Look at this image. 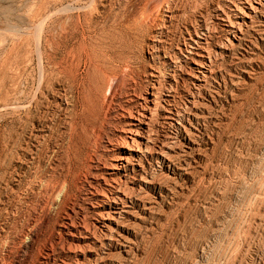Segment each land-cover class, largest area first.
Returning <instances> with one entry per match:
<instances>
[{"label": "rangeland", "instance_id": "rangeland-1", "mask_svg": "<svg viewBox=\"0 0 264 264\" xmlns=\"http://www.w3.org/2000/svg\"><path fill=\"white\" fill-rule=\"evenodd\" d=\"M228 1L168 0L165 6L176 9L178 17L163 30L158 1L153 2V20H144L151 0H0V264H60L61 245L54 241L50 256L44 246L51 244L52 234L60 236L58 225L70 213L92 221L85 197L88 163L121 127L118 111H137L139 99L154 83L162 103L172 94L171 110L188 111L193 86L182 79L180 69L174 74L166 60L179 62L188 30L211 20L218 24L211 47L218 50L229 35L216 14L219 7L228 9ZM231 19L236 20L235 12ZM114 75L120 87L113 96L109 82L117 83ZM171 79L179 86L171 88ZM207 84L197 107L211 118L190 117L182 135L167 118L166 104L154 113L159 140L176 145L174 174L148 155L144 166L155 183L139 193L143 197L136 194L138 205L121 229L133 253L112 248L101 264H264L260 34L250 30L241 46L219 57L217 75ZM180 137L194 141L191 152ZM131 171L123 172L125 191L133 186ZM65 174L77 183L76 197L52 207ZM143 200L147 207L152 202L153 209L144 210ZM48 214H53L49 221Z\"/></svg>", "mask_w": 264, "mask_h": 264}, {"label": "bare ground", "instance_id": "bare-ground-1", "mask_svg": "<svg viewBox=\"0 0 264 264\" xmlns=\"http://www.w3.org/2000/svg\"><path fill=\"white\" fill-rule=\"evenodd\" d=\"M154 1H158L159 6L161 7L160 17L157 16L158 14L156 15L157 17H159L160 27L163 28V30H164L165 28L172 26L178 17V11H176V9H174L172 7H169L168 5L165 6L166 3L168 4V2H167L168 0L167 1L166 0H153V1L151 0V2H149V4L144 8V13L142 12L143 17L145 18V19L144 18L143 19L148 20V19H151L153 16H155V15L151 14L152 11L156 7V4H155V7L153 6ZM228 2H230L228 9L226 10L222 7H219L218 12L216 14V16H218V20L222 23L223 30H225L229 35L224 41L223 40L220 41V44L218 45V50H214L211 47V40L214 37V32H216L215 29H217V25H218L217 22L211 20V23L205 22V23L201 24L199 29L194 28V30L193 29L188 30L190 37L188 38V41H186L184 47H181L179 49L180 50V58L177 57V58H179V60H178L179 62H175V61H177V59H175V61H173V60L170 61L168 59L166 60V63L174 69L173 73L176 74L177 71L180 69L179 71H181L183 74L182 79L185 82H191L193 89H194V90L192 89L193 91L190 92V97L188 99V104H187L188 111L186 109L185 110H178L175 113V112H173V110H171V108L169 106H171L170 104L172 103V101H171V99L173 97L172 94H168L163 100V103L167 105V106L164 105V107H163V108H165V112L168 113L167 118L170 120L171 125H173L177 128V132L181 135L185 130H187V127L184 125V122L187 120H190V117H192V116H193V118L195 117V119L197 121L200 119L211 118L204 111L199 110L197 105L200 102L198 98H199V95L202 93V90L205 89V86L210 81V79H213L217 75L218 58L227 56L228 51L234 50L236 47L241 46L243 41L245 40L246 35L250 32V30H253L256 33H259L261 39L264 40V0H230ZM159 6L157 5V7H159ZM165 7H167V8H165ZM158 11H160V8H159V10L157 9V13H158ZM234 12H235V17H236L235 21H233L231 19V16ZM153 18H152V20H153ZM139 19L140 18H138L137 20H139ZM139 21H141V20H139ZM256 25H257V31L254 30ZM166 57H168V56H166ZM173 58L171 57V59H173ZM39 59H40L39 63L42 66L43 62H42L41 53H40ZM178 63H179V65H177ZM179 71H178V73H179ZM151 73H152L151 74L152 78L154 79L155 82H157V80H158L157 74H155V72H151ZM113 77H114L113 80L116 81L117 83L112 85L111 82H109V84H110L109 86H110V89L112 90V93H113V94L111 93L110 95L114 96V94H117V92H118L117 90H119L120 86H118L119 77H117L115 75ZM171 80H172V81H170L171 88L176 87L178 85V83H177L178 81L173 80V79H171ZM217 82H218V80H217ZM154 87H155V83H154ZM154 87L151 89H147L145 94L141 98L139 97L140 99L137 103V111L127 112L124 109H121L120 111H118L119 113L116 116V121L122 125L119 129L117 128L118 129L117 133L116 134L114 133L115 134L114 139L107 141L105 147L103 145L104 148H101L102 150L100 152V156H98V157L96 156L92 160H89V162L91 161L90 164L88 163V167L90 169V172H89V174L85 180V185H86L85 186L86 187L85 197L88 201L87 208L94 215L92 221L87 222L85 220V218L84 219H82V217L79 218L75 212L70 213V215H67L68 218H66V220L62 224L59 223V225H58V226H60L59 232H58V234H60V236L58 235V238H54L55 233L52 234L53 239L51 240V244L50 245L45 244V246H44V249H45L44 251H46L47 255L50 256L54 250L53 249V247L55 246L53 244L54 241L61 245L60 246L61 247L60 252L62 254V259H60V260H62V261L59 262L60 264H88L89 262H91L93 260L96 264H101L102 262L106 261L107 256L110 254V252H112V248H114L115 250L117 249L119 251L126 250L125 251V252H127L126 254L133 253L134 246H132V243L129 242L130 240L127 239L124 236V234H122L121 229L126 225V224L125 225H123V224L126 222L125 220L127 218V215L132 213L131 212L132 210L130 211V209H135L136 205H138V203H137L138 198L137 197H138V195H140L139 193L144 191L146 188H150L151 185L155 183V182L153 183L155 178H149L147 176L148 173L146 174L147 170H146V167L144 166V161L147 160L148 155H151L156 159L157 163L160 164L161 167L168 169V171L170 170V172H172V173H173V171H175L174 162L171 159H173L174 153H177L174 151V147L176 145L175 146L172 145L173 144V142H172L171 145L173 147H170L171 145L168 146L167 141L159 140L160 137L158 138V135L156 134V131L153 129V126H152L153 118L155 115L154 113L163 104L160 101V98L158 97L157 92L155 90L157 87L156 88H154ZM175 90H176V88H175ZM108 91H109V89H108ZM86 100H88V98ZM105 101H107V100H105ZM105 103H107V102H105ZM91 106H90V108H91ZM99 106H100V102H99ZM20 107H22V106H20ZM87 108H89V107H87ZM95 108H96V106H95ZM80 110H82V109H80ZM93 110H94V108H93ZM93 110H92V112H93ZM96 110H97V108H96ZM84 114H87V112L86 113L84 112ZM92 114H94V113H92ZM98 114L100 115V113H98ZM88 116L89 115H87V117ZM96 118H99V117H96ZM77 119H78V117H77ZM94 120H95V118H94ZM92 121H90V122H92ZM95 121H94V123H95ZM102 122H104V121H102ZM170 122H169V124H170ZM84 123H87V121ZM93 125H95V124H93ZM96 125L98 127V123ZM82 127H84V126H82ZM76 130H74V131H76ZM198 130H200V129H198ZM80 132H82V131H80ZM91 133H93V132H91ZM188 134H189V132H188ZM191 135H192V132H191ZM83 136H85V135H83ZM87 138H90V137H87ZM171 139H173V137ZM90 141H91V139H90ZM179 141L181 143H183L182 145H184L186 150H190V152L192 151L194 141H192L191 137H189V139H187V137H185V138L180 137ZM175 142H176V140H175ZM168 144H170V142ZM89 145H91V143ZM72 146H70V147H72ZM87 147H89V146H87ZM90 148H92V147H90ZM182 149H183V147H182ZM186 150L183 152L188 153ZM70 152H72V151H70ZM83 153H85V152H83ZM186 153H185V155H186ZM189 154L191 155V153H189ZM181 155H183V154H181ZM71 156H72V154H71ZM85 156H86V154H85ZM82 157H83V154H82ZM106 157H108V159ZM177 157H179V156H177ZM104 158H106V159H104ZM85 159H88V158H85ZM179 159H181V158H179ZM175 160H177V159H174V161ZM86 161H88V160H86ZM188 162H190V161H188ZM84 166H85V164H84ZM72 168H74V167H72ZM127 168L132 170L131 171L132 173L129 174L132 176L129 178H130V181L133 184V186H131L130 189L127 187L129 189V191L128 190L125 191V189H123V186H124L123 183L125 182V176H126L125 174H123V172ZM54 175H56V174H54ZM61 177H63V176H61ZM73 182L70 179V174H65V176L63 177V179L59 183L60 185L58 184L59 187H57L55 189L56 197L53 199L52 205L50 204L52 207L57 208V207L64 206V204H66L69 200L76 197V194H77L76 190L78 188L75 189L77 187V183L76 182L73 183ZM126 182H127V180H126ZM49 184H51V183L49 182ZM56 186L57 185H55V187ZM46 190H47V188H46ZM45 192L47 193V191H45ZM136 194H138V195H136ZM140 197H143V196L140 195ZM263 197H264V195H263ZM48 200H49V198H48ZM139 200H141V199H139ZM258 200H260L259 202L261 203L262 200L257 198V201ZM47 202L49 203L50 200ZM142 203H143L144 210H148V209L151 210V208L153 209V207H154L152 205V202L149 203L150 206H148V207H147V204H144V200L142 201ZM262 203H264V201ZM46 206H48L47 203H46ZM49 211H51V210H49ZM52 212H53V210H52ZM49 214H50V212H49ZM49 214L46 215V216H48V218L46 217L48 221L51 219V216L53 215L52 214L49 216ZM44 215H45V213H44ZM127 220L129 221L130 219H127ZM49 226H48V228H49ZM49 237H51V236H49ZM127 240H129V241H127ZM33 241H34V239H33ZM36 242H34V243H36ZM135 244H137V243H135ZM135 248H140V247H135ZM108 251H110V252H108ZM88 252L92 253L94 255V258H87L86 253H88ZM120 255H121V252H120ZM108 258H109V256H108Z\"/></svg>", "mask_w": 264, "mask_h": 264}]
</instances>
